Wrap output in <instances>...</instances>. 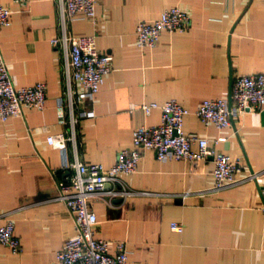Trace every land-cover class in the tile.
<instances>
[{"label":"crops","instance_id":"obj_1","mask_svg":"<svg viewBox=\"0 0 264 264\" xmlns=\"http://www.w3.org/2000/svg\"><path fill=\"white\" fill-rule=\"evenodd\" d=\"M95 22L68 25L76 35L94 36L99 53L111 56V72L92 98L74 107L77 158L109 169L118 151L132 145L139 126L160 123V111L146 116L140 106L174 99L189 114L183 131L205 138L212 153L240 161L243 174L233 186L213 190L214 160L197 164L142 152L136 172L123 177L128 188L151 193L111 205L92 202L94 237L113 252L123 243L127 264H264V109L231 118V126H204L194 112L205 99L228 98L235 77L264 73V0H97ZM10 26L0 29V51L15 87L44 83L42 111L24 109L0 121V224L14 222L21 250L0 245V264H55V255L74 235V222L56 201L62 154L47 137L68 134L59 122L63 60L50 40L60 34L58 0H0ZM178 7L190 17L185 32L161 33L154 48L140 50L139 21L157 19ZM67 116V114H66ZM224 137V142H216ZM196 150V147H193ZM67 142V157L73 158ZM248 173L255 181L243 180ZM183 225L182 233L170 224Z\"/></svg>","mask_w":264,"mask_h":264},{"label":"built area","instance_id":"obj_2","mask_svg":"<svg viewBox=\"0 0 264 264\" xmlns=\"http://www.w3.org/2000/svg\"><path fill=\"white\" fill-rule=\"evenodd\" d=\"M28 0H13L15 4H25ZM97 0H58L60 34L50 40L52 47L59 50L63 60V95L57 99L59 122L68 125V134L49 135L47 144L62 154V167L72 174L58 185L56 201L62 203L71 213L74 235L67 239L55 255V264H127L128 251L123 243L110 250L109 242L94 237L96 214L92 208L95 199L108 205L118 199L121 202L135 196H150L151 193L132 190L123 177L136 172L142 152L151 150L160 161L172 158L197 164L212 156L213 190H221L240 181L243 167L238 160L227 155L212 153L205 138L188 136L183 131L184 117L189 111L174 99L162 104L141 105L148 116L153 110L160 111V123L155 126H139L132 132V145L118 151L115 163L105 169L100 164L81 162L77 158L75 142L74 107L92 98L111 72V56L97 50L94 36L76 35L68 30V25L77 19L95 22ZM10 26V11L0 4V29ZM190 27L189 15L178 7H170L161 12L157 19L139 21L135 27V38L140 50L154 48L161 33L185 32ZM46 85L15 87L0 51V121L20 117L24 109L42 111L45 107ZM229 98L231 104H229ZM264 109V73L235 77L228 98L205 99L200 102L194 114L204 126L213 125L217 129L231 126V118L248 112ZM67 114V116H66ZM221 137L216 142H224ZM67 142L73 144V158L67 157ZM196 150H193V147ZM259 177L248 173L243 180L253 181ZM264 215V182L260 187ZM172 231L183 232V225L170 224ZM0 245L6 246L13 254L21 250L20 240L15 235L14 222L6 218L0 224Z\"/></svg>","mask_w":264,"mask_h":264},{"label":"water","instance_id":"obj_3","mask_svg":"<svg viewBox=\"0 0 264 264\" xmlns=\"http://www.w3.org/2000/svg\"><path fill=\"white\" fill-rule=\"evenodd\" d=\"M229 104H231V102H230V98H229Z\"/></svg>","mask_w":264,"mask_h":264}]
</instances>
